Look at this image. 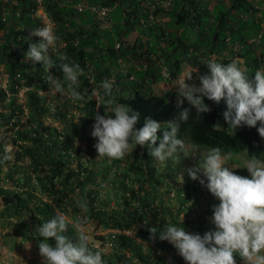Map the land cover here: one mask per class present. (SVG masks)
<instances>
[{
  "label": "trees",
  "instance_id": "obj_1",
  "mask_svg": "<svg viewBox=\"0 0 264 264\" xmlns=\"http://www.w3.org/2000/svg\"><path fill=\"white\" fill-rule=\"evenodd\" d=\"M79 1L44 0L58 37L50 55L55 59L57 53L66 54L68 62L83 70L77 91L85 99L73 101L69 95L53 107L48 100L52 93L48 76L62 80V71L53 67L48 72L42 62L25 59L29 45L41 42L32 35L35 28L42 27L36 3L0 0V79L3 74L6 77L4 86L0 85V217L7 218L8 226L19 224L8 235H17L22 241L32 238L39 245L38 227L58 215L56 208H60L69 219L80 217L82 224L94 229L134 231L135 237L118 234V247L108 253L89 243L93 251H101L105 264H169V259L184 264L171 243L161 241L159 234L153 238L149 231L150 227L162 231L169 223L201 236L215 231L212 218L206 220L203 213L195 218L190 215L196 186H164L165 171L160 167L175 171V159L184 154V147L163 166L149 154L147 145H137L123 159H96L91 133L95 115H105V105L91 93L97 89L103 97L102 81H112L115 102L128 104L140 114L136 127H142L144 118L151 116L161 124L157 135L162 138L167 123L182 109L177 108L178 90L153 92L162 76L161 64L175 76L184 62L205 69L210 59L227 64L240 56L249 79L264 68V30L251 42L242 33L251 27L260 32L255 0H162L170 4L163 7L154 2L152 11L148 0H86L110 7L107 26H101L89 10L78 12L74 5ZM262 14L264 27V11ZM151 15L155 21L149 19ZM135 30L138 35L129 42L127 37ZM54 93L52 96L60 98V93ZM204 102L211 111L197 115L190 109L188 121L180 122L177 138L197 150L220 147L222 154L263 159L259 123L234 131L223 118L225 101L217 104L204 97ZM182 107L190 108L186 100ZM51 114L61 127L46 122ZM9 142L15 146L11 158ZM79 142L85 143V149ZM158 144L159 139L153 147ZM200 159L197 157L191 169ZM15 216L19 222L10 219ZM66 235L75 242L76 229L70 225ZM49 243L54 246V239ZM236 260L243 264L239 256Z\"/></svg>",
  "mask_w": 264,
  "mask_h": 264
},
{
  "label": "clouds",
  "instance_id": "obj_2",
  "mask_svg": "<svg viewBox=\"0 0 264 264\" xmlns=\"http://www.w3.org/2000/svg\"><path fill=\"white\" fill-rule=\"evenodd\" d=\"M254 2L255 9L258 10L255 16L260 22L261 29L255 38L249 39V42L258 40L264 30L262 14L264 0ZM150 20L155 21V16ZM53 28L54 23L53 27L48 25L43 27L42 24L41 28L33 30L32 35L40 37L41 42L29 45L25 59L34 63L42 62L48 72L53 67L59 68L63 74L62 80L48 76L53 90L63 95L64 82H67V91L71 99L82 101L85 97L77 91L79 77L83 74L80 65L68 62L66 54L57 53L55 59L50 55L49 50L55 48L58 39ZM127 40L134 41L129 40L128 37ZM116 43L119 47V42ZM238 58L239 56L233 57L232 62L227 64L210 59L206 65L211 75L200 74L199 87L187 82L193 79L191 72L186 75L179 72L172 76L161 64V79L172 85L160 93L172 89L178 90L177 108L182 109L178 111L173 121L167 123L162 138L157 135L161 130V124L151 116L145 117L143 126L137 128L140 114L133 111L128 104L116 103L112 98L113 82L108 79L103 80L100 85L103 89V97L97 89L91 93L92 97L103 100L105 105V115L99 113L95 115L96 122L91 133L93 137L98 138L95 148L99 156L123 159L128 153L133 152L137 145L141 147L147 145L151 149L149 154L161 163L175 158L178 149L184 147V142L177 138L180 122L188 121L190 109H195L197 115L211 111L205 104L204 97L217 104L222 100L226 102L227 110L223 112V118L229 128L235 131L243 125L256 127L259 123L257 130L264 138V68L256 70L254 79H249L247 69L236 62ZM190 69L193 71V68ZM198 71L204 72L205 69ZM19 94L22 95V91ZM185 100L190 108L182 107ZM109 112L111 115L108 114ZM113 114L114 118H112ZM158 139V146L153 147ZM200 155L199 164L195 169H188V175L194 181L199 179L201 185H204L219 201L213 206L212 222L215 231H208L201 236L189 233L184 227L169 223L162 231L150 227L152 237L159 234L161 241L171 243L187 264H237V256L243 264H264V160L256 156L248 159L244 166L250 174L251 178H248L235 174L232 168L227 166L231 155L222 154L220 147L209 148ZM8 158L5 156V159ZM198 172L203 173L207 180L206 184L204 179L198 177ZM182 182H184L183 176ZM95 202L97 204V201ZM81 207L86 205L82 204ZM83 222L80 217L70 220L60 213L38 227V235L42 238L38 245L39 254L44 264H105L101 251H93L89 243L91 245L101 243L105 235L95 232L114 227L98 229L92 227L93 232L90 234L91 231L87 232L81 227ZM87 224L84 223V226ZM70 225L77 232L75 242L66 235ZM130 231L132 233L129 236L135 237L134 231ZM89 236H92V239ZM96 238L99 239L98 242ZM49 239H54V246L49 243Z\"/></svg>",
  "mask_w": 264,
  "mask_h": 264
},
{
  "label": "rangeland",
  "instance_id": "obj_3",
  "mask_svg": "<svg viewBox=\"0 0 264 264\" xmlns=\"http://www.w3.org/2000/svg\"><path fill=\"white\" fill-rule=\"evenodd\" d=\"M258 28H252L248 31L242 32L246 37H250L251 38H255L257 33H258ZM196 36V31H194V37ZM196 38V37H195ZM134 38H131V41H133ZM236 62L238 63L239 66H241L242 68L246 69V66L244 64V62L242 61V58L239 56V58L236 60ZM188 68L184 70L185 75L189 72L192 71L190 69V66H187ZM194 72V71H193ZM249 73V72H248ZM200 74L203 75H211L210 73V69L209 68H205V71H198L195 72V75L192 74L193 79L191 81H187L190 84H195L197 87L201 86L200 85ZM5 82V79H2L0 81V85L3 86ZM52 93H50V97H49V101L50 104L54 107V105L56 104H60L61 100L63 97H67L70 94L67 91V86H65V93L63 95L60 94V98H55V96H52V94H55L53 88H51ZM20 97H22L21 94H19ZM23 98H20V100H22ZM111 115V114H109ZM114 118V114L113 117ZM46 122L56 125L58 127H61L62 123L55 118L54 115L51 114V116L45 118ZM98 143V138L93 139V146H94V153H95V157L98 160H103L104 156H99V153L97 152L95 145ZM77 145L82 148L85 149L86 145L83 142H79L77 143ZM7 149L10 151L9 153V157L11 158L14 154L15 151V146L12 145L11 142H9V144L7 145ZM137 149V146L135 147V149L133 150V152H135V150ZM184 154L177 157V159H175V163L174 166L177 167L175 168L176 170L173 172H168L167 170H165V167H160L162 170L165 171V182L166 184L164 186H196V191L194 193V195L191 197V201H190V215L192 217H197L198 214L203 213L204 218L206 220L210 219L213 217V212L209 213L212 208H213V204H217L219 203V201L207 190V188L204 185H201V183L198 180H192L190 178V176L188 175V169H191L192 167H194L197 163V157H201V153H204L206 151L202 150V149H195L193 147H191L188 144H184ZM264 160V157L263 159ZM248 161V158L245 157V155L243 154H236V155H231V158L227 164L228 167L232 168V170L235 172V174L240 175V176H244V177H250V174L248 172V170L246 168H244L246 162ZM161 166H163V163L159 162ZM25 164V163H24ZM158 164V163H157ZM198 177L200 179H204L205 180V184L207 183L206 178L203 176L202 172H198L197 173ZM182 176H183V180L184 182H182ZM163 186V184H162ZM2 202L0 200V211L2 210ZM26 217V216H24ZM11 220H13L14 222L18 221V218L15 217H11ZM9 219V221H10ZM19 222V221H18ZM19 227V224L17 223V225H13V226H8L7 223V218L0 217V264H44L43 258L40 256L39 254V247L38 244L36 243L35 240H33L32 238L29 240H23L18 237L17 235H8L9 232H11L12 230H14L15 228ZM84 229L87 232H90V234L93 232V228L91 225L87 224L86 226H84ZM89 234V233H88ZM90 239H92V236H89ZM97 242L99 241L98 238ZM148 243H144V247L148 248ZM184 264H187V262L185 261Z\"/></svg>",
  "mask_w": 264,
  "mask_h": 264
},
{
  "label": "built area",
  "instance_id": "obj_4",
  "mask_svg": "<svg viewBox=\"0 0 264 264\" xmlns=\"http://www.w3.org/2000/svg\"><path fill=\"white\" fill-rule=\"evenodd\" d=\"M34 1L36 3V7H37L36 16L41 19L43 27L46 25L53 27L52 20L49 18L46 10H44V0H34ZM154 2L155 3H161V5L163 7H167L170 4V1L148 0L151 11L153 10ZM74 7L76 8V10L78 12H83L84 10H89L90 12L94 13L96 16V19L99 21L101 26H107L110 23L109 18H108L109 17V11H110L109 6L95 4V3L88 4L86 2V0H82V1L77 2L74 5ZM153 18H154V16L151 15L149 19H153ZM116 47H118V43H116ZM164 74H165V72H164ZM2 79H5L4 74L0 80H2ZM102 185H104V184L102 183ZM94 204L97 205L96 202H94ZM56 212H57V214L63 213L64 215H66L64 212L61 211L60 208H56ZM81 227L84 229V224H82ZM95 233L105 235V239L102 240V242L99 244H92V246L100 249L104 253H108L109 251L116 249L118 247L117 240H116L118 234L131 235L132 232L130 230H127V229L108 228V229L96 231ZM169 264H172V262L169 261Z\"/></svg>",
  "mask_w": 264,
  "mask_h": 264
},
{
  "label": "crops",
  "instance_id": "obj_5",
  "mask_svg": "<svg viewBox=\"0 0 264 264\" xmlns=\"http://www.w3.org/2000/svg\"><path fill=\"white\" fill-rule=\"evenodd\" d=\"M166 19H167V17H163L162 18V20L163 21H166ZM136 35H137V32L136 31H133V32H131L130 34H129V36H128V39L129 40H131V38H136ZM227 56H228V54H227ZM188 64L187 63H183V67L181 68V70H180V74H183L184 73V70L185 69H187L188 67ZM200 68H199V66L197 65V66H195V67H193V71H198ZM185 74V73H184ZM172 84H169L167 81H165V80H159L158 82H156L155 84H154V86H153V92L154 93H160V92H162V90L163 89H167V88H169V86H171ZM173 85H175L174 83H173ZM176 87V86H175Z\"/></svg>",
  "mask_w": 264,
  "mask_h": 264
}]
</instances>
